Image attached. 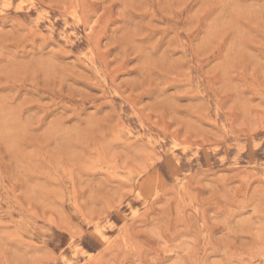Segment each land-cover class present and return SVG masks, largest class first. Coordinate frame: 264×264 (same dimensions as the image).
I'll use <instances>...</instances> for the list:
<instances>
[{
	"label": "rangeland",
	"instance_id": "rangeland-1",
	"mask_svg": "<svg viewBox=\"0 0 264 264\" xmlns=\"http://www.w3.org/2000/svg\"><path fill=\"white\" fill-rule=\"evenodd\" d=\"M0 264H264V0H0Z\"/></svg>",
	"mask_w": 264,
	"mask_h": 264
},
{
	"label": "bare ground",
	"instance_id": "bare-ground-1",
	"mask_svg": "<svg viewBox=\"0 0 264 264\" xmlns=\"http://www.w3.org/2000/svg\"><path fill=\"white\" fill-rule=\"evenodd\" d=\"M130 176V175H129ZM129 180V179H128ZM130 183V182H129ZM110 207V206H109Z\"/></svg>",
	"mask_w": 264,
	"mask_h": 264
}]
</instances>
